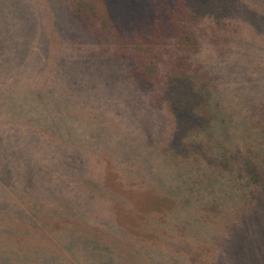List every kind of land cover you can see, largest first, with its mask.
<instances>
[{
  "label": "trees",
  "instance_id": "obj_1",
  "mask_svg": "<svg viewBox=\"0 0 264 264\" xmlns=\"http://www.w3.org/2000/svg\"><path fill=\"white\" fill-rule=\"evenodd\" d=\"M7 1L2 8L0 0V52L21 44L32 53L37 46L28 38H35L36 12L22 20L18 5ZM242 1L56 0L67 23L64 51L71 49L83 73L102 64L115 67L113 78L103 68L99 78L108 77L139 104L125 100L115 108L95 97L73 98L83 100L86 111L99 112L101 124L116 128L115 121L128 133L108 137L115 141L113 162L103 151L89 159L87 127L81 133L69 127V145L61 131L50 132L51 111L38 93L80 89L73 70L71 80L60 75L64 61L52 65L49 55H41L37 81L28 66L0 59V131L19 135L0 143V264H236L240 254L246 259L241 264H264V104L253 110L261 123L249 135L253 140L227 146L222 135L216 137L218 121L227 117L217 116L223 108L214 94V68L203 58L206 47L221 51L229 44V22ZM24 28L29 30L22 33ZM41 32L38 46L50 45L48 29ZM21 34L26 42L20 43ZM86 55L95 68H88ZM12 69L17 79L5 78ZM98 187L105 204L91 193ZM143 190L156 197L138 221L139 205L124 194ZM101 209L104 220L98 218ZM192 211L215 219L207 223L215 248L201 231L196 234ZM128 212L132 218L124 217ZM227 244L234 248L231 259Z\"/></svg>",
  "mask_w": 264,
  "mask_h": 264
},
{
  "label": "rangeland",
  "instance_id": "obj_2",
  "mask_svg": "<svg viewBox=\"0 0 264 264\" xmlns=\"http://www.w3.org/2000/svg\"><path fill=\"white\" fill-rule=\"evenodd\" d=\"M1 3L2 8L9 5L7 0H2ZM10 3L14 7L18 5L20 11L19 17H21L22 20H28L31 15L36 12L34 26L32 27V31L34 32L36 39H28L34 48L35 46L37 47L31 53L29 51V47L24 45L23 48H21L22 46L20 44L18 48L0 52V59H15L14 63L19 65L18 68L20 69L23 65L28 66L35 78H37V81L41 80L39 76L41 71L38 67V63L43 57H47L49 55L51 57L50 62L52 65L64 61L63 70L59 69V71L61 70L60 75H64L63 78L66 81L67 79L71 80V76H76L75 81L79 82L80 89L75 93L74 91L60 93L58 90L55 92L56 94H47L42 93L41 91L38 93V95H44L43 100L45 102L42 104L47 106V112L51 111L50 116L52 117L54 123L50 132L55 131L60 134L61 131L66 138L68 143L67 145H69L71 140V129L69 127L73 126L75 133H81L82 131L80 128L87 127L88 130L86 133L92 137V143L89 144L92 157L89 155V159H93V161L97 160V158L99 159L98 153L103 151L104 153L110 155L109 160L113 162L115 155L111 148L114 146L115 141H110L108 137L118 135V133L127 137L128 133L126 130L120 128L115 121H113V124H116V128L112 127L105 121L101 124L100 122L103 116H101L99 112L86 111V109L82 108L83 100L78 101L73 98L85 96L91 100L92 98L90 97H95L93 98L94 102L106 101L109 102L110 106L115 108L126 103L125 100L130 102V104L135 107L139 106L137 102L133 103L130 93H125L126 91L124 92L117 88V86L115 87L114 85H111L109 78H113V76L110 73L116 68H110L109 66L106 67L105 64H102L101 66L99 65V69L97 71L104 72L102 68L105 70L108 69L106 75L110 74L109 78L106 77L103 79L99 78V73L94 69L85 73L82 72V67L80 66L81 63L69 54L71 49L68 47L66 49L68 52L64 51L65 45L63 46V44L65 43L64 40L67 35V23L63 20L62 16H59L57 11L59 4L56 0H13V2ZM23 12L26 13L23 14ZM30 21L32 20L30 19ZM25 24L26 23H23V25ZM43 29H48L50 41V45L48 46H38L39 43L43 44L41 43V40L43 39H40V36L43 34L41 32ZM28 30L29 28H24L22 33H25ZM229 30L232 32V38L229 44L225 45L221 51H218V48L215 47H206L203 52V58L214 68L213 74L216 84L213 86L214 94L219 100L218 109L223 108V110L218 111L217 116L219 119L227 117L223 123L218 121L216 137L218 138L222 135L225 138L224 143L227 146H235L238 141L242 140L241 138L248 137L249 140H253L252 136L249 135L255 134L256 131L259 132L258 130L261 124L258 121L259 118L255 119L252 115L255 108L258 109L260 108V104H264V0H243L238 5L237 14L233 16L231 22H229ZM18 38L20 39V43L27 41L24 34L19 35ZM86 46L89 47L88 44ZM41 55L42 58H39ZM33 59H35L36 62H34ZM83 59L88 62V68H95V66H97L95 60L89 58L88 55L83 57ZM43 70L48 72L47 65ZM72 70L75 75L71 74V76H69ZM22 71L29 72L28 69H23ZM18 73V71L12 69L10 72L5 73L4 77L14 80L17 79ZM46 82L49 83V80L46 79ZM59 83L64 86V83L62 84L61 81H59ZM107 84H109V86ZM127 91L129 90L127 89ZM63 99H67V101H64ZM84 103H88V100H84ZM70 115L77 117L78 120L82 121V124L80 125V123H76V119L70 118ZM57 116L58 119L66 116L69 118V121H60L56 124ZM108 119L112 120L111 118ZM50 122L52 121L50 120ZM59 128L62 130H58ZM42 131L45 132L44 130ZM86 133L79 135L82 139H84V141L88 138ZM45 134L47 135V133ZM13 136L14 132L0 131V143L6 142V144H10V140L17 141L19 135L16 134L15 137ZM44 138L46 139V137ZM117 138L118 136L114 140H117ZM48 140L56 141V138L50 135ZM76 145L78 146L79 143L76 142ZM86 145V143L82 144V146ZM1 150L2 147H0V152ZM75 157L76 158L74 160L77 162L82 161L81 155L76 154ZM91 193L95 198L99 199L100 202L104 204L108 202L106 200L105 192H103L99 187L98 189L91 190ZM124 197L131 201L133 200L132 202L139 205L140 212L137 211L138 214L134 219L138 220L140 216L138 221H144L145 215H147L146 210L151 208L149 199L156 196L153 192H149V190H143L142 194L139 196L125 193ZM156 202L158 203V200H156ZM143 204L146 205L145 210L142 208ZM190 204H192V198H190ZM93 205L96 206V204ZM124 211L120 210L119 212L122 213ZM203 212L204 211L202 210V213ZM123 215L127 218L133 217V213L131 216L130 212L124 213ZM106 217L107 216L103 213V209H101L98 218L104 220ZM192 217V225L197 230L196 234L201 231V236L209 237L211 245L215 248V240L211 236V233L213 232L209 230V225L207 224H215V219L202 214L196 215L194 211H192ZM248 241L249 238L246 237L244 247L249 245ZM36 243L38 245H44V243L40 241ZM258 245L261 244L258 243ZM227 248H230L228 244L226 245L225 250H227ZM232 249L234 248L229 249V253L227 255L229 259L234 257L231 256ZM240 255L236 258V264H241L246 260H242Z\"/></svg>",
  "mask_w": 264,
  "mask_h": 264
}]
</instances>
